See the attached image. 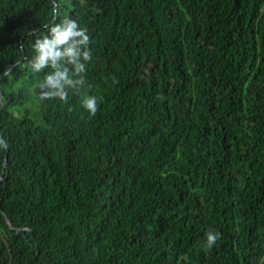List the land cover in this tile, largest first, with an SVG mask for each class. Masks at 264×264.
<instances>
[{"label":"trees","instance_id":"trees-1","mask_svg":"<svg viewBox=\"0 0 264 264\" xmlns=\"http://www.w3.org/2000/svg\"><path fill=\"white\" fill-rule=\"evenodd\" d=\"M65 16L86 82L42 101ZM0 93V264H264V0H0Z\"/></svg>","mask_w":264,"mask_h":264},{"label":"clouds","instance_id":"clouds-1","mask_svg":"<svg viewBox=\"0 0 264 264\" xmlns=\"http://www.w3.org/2000/svg\"><path fill=\"white\" fill-rule=\"evenodd\" d=\"M90 43L88 30L68 16H65L60 23L54 24L48 35L35 40L32 45L34 57L21 66L30 67L34 74L51 69L38 84L39 98L42 101L59 99L66 103L69 90L75 91L84 86L87 65L92 59ZM11 74V68H5L3 75L11 76ZM2 99L0 98V101ZM98 99L95 95H88L82 100V107L90 116H95L98 111ZM7 147V141L0 137V148L7 149ZM219 239L220 233L207 232L204 247L211 249Z\"/></svg>","mask_w":264,"mask_h":264},{"label":"water","instance_id":"water-1","mask_svg":"<svg viewBox=\"0 0 264 264\" xmlns=\"http://www.w3.org/2000/svg\"><path fill=\"white\" fill-rule=\"evenodd\" d=\"M0 98H2V94L0 93ZM8 220V219H7Z\"/></svg>","mask_w":264,"mask_h":264},{"label":"bare ground","instance_id":"bare-ground-1","mask_svg":"<svg viewBox=\"0 0 264 264\" xmlns=\"http://www.w3.org/2000/svg\"><path fill=\"white\" fill-rule=\"evenodd\" d=\"M183 59V58H182ZM209 98V97H208ZM210 105V104H209ZM211 106V105H210ZM213 108V107H212ZM191 252H192V250H191Z\"/></svg>","mask_w":264,"mask_h":264}]
</instances>
